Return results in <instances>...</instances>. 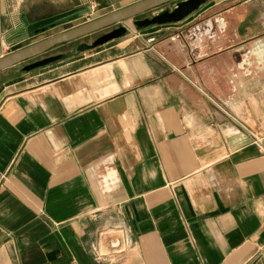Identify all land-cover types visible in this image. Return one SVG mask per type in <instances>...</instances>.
Instances as JSON below:
<instances>
[{
    "label": "crops",
    "instance_id": "0c3cea01",
    "mask_svg": "<svg viewBox=\"0 0 264 264\" xmlns=\"http://www.w3.org/2000/svg\"><path fill=\"white\" fill-rule=\"evenodd\" d=\"M56 1L0 0V57L97 19L53 32L86 14L79 1L24 40L20 15L65 13ZM123 24L0 72V264H107L90 246L118 228L131 246L117 264H264V0Z\"/></svg>",
    "mask_w": 264,
    "mask_h": 264
},
{
    "label": "water",
    "instance_id": "95a60500",
    "mask_svg": "<svg viewBox=\"0 0 264 264\" xmlns=\"http://www.w3.org/2000/svg\"><path fill=\"white\" fill-rule=\"evenodd\" d=\"M210 1L212 0H139L83 25L55 34L37 43L0 57V72L17 64L25 63L40 57L38 60L24 67L25 71L35 70L122 38L126 36L128 32L127 27L123 23L129 20H133V25L137 30L152 25L177 23ZM147 12H151V17L134 20ZM72 14L73 12L71 11L65 12L31 23L27 15L22 13L20 15V36L26 40L33 34L37 35L46 32L49 28H53L57 22ZM99 31L104 32L91 44L81 43L70 52L44 56L56 46L72 42Z\"/></svg>",
    "mask_w": 264,
    "mask_h": 264
},
{
    "label": "built area",
    "instance_id": "2783aa9c",
    "mask_svg": "<svg viewBox=\"0 0 264 264\" xmlns=\"http://www.w3.org/2000/svg\"><path fill=\"white\" fill-rule=\"evenodd\" d=\"M82 4L92 9L95 0H81ZM131 246L130 235L126 228H118L112 231H103L98 240L91 244L90 250L93 258L98 263L117 264L128 253Z\"/></svg>",
    "mask_w": 264,
    "mask_h": 264
},
{
    "label": "rangeland",
    "instance_id": "374dc122",
    "mask_svg": "<svg viewBox=\"0 0 264 264\" xmlns=\"http://www.w3.org/2000/svg\"><path fill=\"white\" fill-rule=\"evenodd\" d=\"M58 1H59V3L57 1L56 2H57V4H59V6L57 8H55V9H53L52 10L53 11L52 13L69 12V11L73 10V7L75 5H78L79 1L82 3L81 0H73L71 3L68 0H63V2H60V0H58ZM134 1L137 2L139 0H95V4L96 5H95V7L93 9L91 7L90 8L88 7L86 14L82 15V17H80L79 19H77V20H75V21H73L71 23L65 24V25H60L61 23H64L66 21L71 20V17H73L76 13L67 16L65 19H63V20H61V21H59V22H57L55 24V26H57V25H60V26L56 27V29L53 32L62 31L64 29H66V28H70V27H72L74 25H77V24H79V23H81L83 21H89V20H91L93 18H98L102 14H105L107 12H112L114 10H117V9L121 8L122 6H125V5H127V4H129L131 2H134ZM48 11L51 12V10H44V14H45V12L47 13ZM147 14L149 15L151 13H148L147 12ZM141 16H143V15H140L138 17H141ZM102 32L103 31H99V32L96 33V35H98V34H100ZM97 37H99V36H97ZM87 38H89V37H87ZM36 39H38V37L32 39V41L33 40H36ZM16 47H19V44ZM61 48H63V46L55 47L54 49H52L51 51H49L48 53H46L44 56H49L50 53L56 52L57 50H59ZM8 49H13V46H10V47L8 46ZM68 49L69 50L67 52H70L72 50L69 47H68ZM39 58L40 57L35 58V59H32V60H29V61L25 62L24 65L31 64L35 60H38Z\"/></svg>",
    "mask_w": 264,
    "mask_h": 264
},
{
    "label": "flooded vegetation",
    "instance_id": "af4514ba",
    "mask_svg": "<svg viewBox=\"0 0 264 264\" xmlns=\"http://www.w3.org/2000/svg\"><path fill=\"white\" fill-rule=\"evenodd\" d=\"M178 1H181V0H178ZM171 4H173V3H171ZM171 4H170V5H171ZM146 17H151V14L146 15L144 18H146Z\"/></svg>",
    "mask_w": 264,
    "mask_h": 264
},
{
    "label": "bare ground",
    "instance_id": "6f19581e",
    "mask_svg": "<svg viewBox=\"0 0 264 264\" xmlns=\"http://www.w3.org/2000/svg\"><path fill=\"white\" fill-rule=\"evenodd\" d=\"M19 3V2H18Z\"/></svg>",
    "mask_w": 264,
    "mask_h": 264
}]
</instances>
